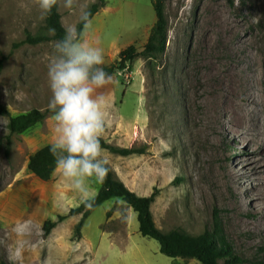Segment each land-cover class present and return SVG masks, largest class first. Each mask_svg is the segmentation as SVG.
<instances>
[{
    "label": "rangeland",
    "instance_id": "1",
    "mask_svg": "<svg viewBox=\"0 0 264 264\" xmlns=\"http://www.w3.org/2000/svg\"><path fill=\"white\" fill-rule=\"evenodd\" d=\"M154 1L79 0L87 11L95 3L105 4L85 35L90 45L102 49V66L115 63L130 45L144 51L157 21ZM164 4L169 21L166 52L157 58L140 56L132 71L111 75L112 82L97 93L105 98L103 138L143 151L121 156L105 149L110 168L139 195L159 189L152 211L162 231L180 229L198 235L212 227L217 213L228 241L245 259L242 264H264V230L257 228L264 214V137L253 133L245 140L234 122L228 121L229 129L220 125L218 131L208 119L207 99L213 96L215 78L207 76L211 67L204 62L202 47L211 39L212 19L229 20L231 31L226 36L232 45H243L240 53L247 59L248 71H264V0H164ZM59 11L65 27L78 29L79 7ZM45 25L46 18L32 0H0V59L5 58L0 67V104L12 116L35 108L49 111L47 65L57 40L24 43ZM213 35L212 56L220 62L233 58L230 48L222 47ZM261 84L264 95V80ZM51 116L12 135L8 151L9 117L0 115V261L200 264L163 254L157 240L141 234L137 212L121 199L96 208L80 237L75 228L81 215L68 217L47 235L48 220H57L82 203L59 173L45 181L29 170L30 156L55 139ZM261 126L264 130V121ZM228 170L235 173V182H226ZM100 186L93 185V196Z\"/></svg>",
    "mask_w": 264,
    "mask_h": 264
},
{
    "label": "trees",
    "instance_id": "2",
    "mask_svg": "<svg viewBox=\"0 0 264 264\" xmlns=\"http://www.w3.org/2000/svg\"><path fill=\"white\" fill-rule=\"evenodd\" d=\"M153 5L157 21L151 29L144 51L141 53L135 45H130L123 49L115 63L102 66L110 76L125 69L132 71L134 62L142 55L157 58L166 52L169 21L165 11L164 0H155ZM104 6V3L93 4L88 11L90 13V20ZM82 27L83 23L80 21L78 30ZM50 28L55 29L54 34L49 33ZM65 28L59 7L54 8L52 13L46 17V25L42 31L37 34L30 33L24 40V43L36 45L46 41L63 39ZM4 60V57L0 59V67H2ZM49 113H51L50 110L43 111L35 108L27 113L12 116L8 108L0 104V115L9 117L8 126L10 135L6 137L8 151L11 147L12 135L26 132L42 122ZM101 143L104 149L121 156H131L143 152L135 147L113 145L104 138H102ZM50 146L46 145L32 154L28 164L29 170L38 178L45 181L50 180L55 172V160L50 152ZM159 194V189L155 188L150 195H139L119 179L110 168L108 176L104 183L101 184L98 194L94 196V200L89 202L91 207L82 202L78 207L71 208L67 214L59 215L57 220H48L44 225V230L48 235L59 223L68 217L81 215V219L75 228V236L80 237L85 220L96 208L110 199H121L137 212L141 234L144 237L157 240L160 244L161 252L168 257L173 259H196L200 264H242L245 262L244 257L239 255L228 241L224 225L217 213L213 218L212 227H207L198 235L180 229H173L169 232L162 231L157 226L152 211V206ZM0 264H9V262L3 259L0 261Z\"/></svg>",
    "mask_w": 264,
    "mask_h": 264
},
{
    "label": "clouds",
    "instance_id": "3",
    "mask_svg": "<svg viewBox=\"0 0 264 264\" xmlns=\"http://www.w3.org/2000/svg\"><path fill=\"white\" fill-rule=\"evenodd\" d=\"M42 18L54 8H80L81 29L65 28L63 39L54 42V54L48 63L51 91L48 108L54 121L55 139L50 152L55 173L67 180L80 200L91 207L93 185L103 184L110 171V161L101 140L106 130L103 111L105 98L98 90L112 82L104 70L103 51L85 39L91 28L90 13L79 0H32ZM50 34L55 29H49Z\"/></svg>",
    "mask_w": 264,
    "mask_h": 264
},
{
    "label": "bare ground",
    "instance_id": "4",
    "mask_svg": "<svg viewBox=\"0 0 264 264\" xmlns=\"http://www.w3.org/2000/svg\"><path fill=\"white\" fill-rule=\"evenodd\" d=\"M219 14L220 12L217 15ZM222 16L225 18L224 15ZM220 18L221 17L215 16L212 19L213 22H212L211 39L209 41L203 42L202 44L205 54L204 62L205 64H208L211 67L207 76H211L215 78V82H212L213 85L211 84L213 96L207 99L208 100L207 107L209 113L208 119H210L211 123L214 126L218 127V131L220 130L219 128L221 126L229 129L228 121H232V123L234 122V124H236L240 128V133L243 134V139L245 140L246 137H249L251 134L253 136V133L254 134L258 133V135L260 134V136L264 137V130H262V126H261L262 121H264L261 120L262 118L261 115L263 114L262 111L264 110L263 107L264 102L261 99L262 97L261 91H263V89L261 90L259 86V85L261 86L263 85L261 83L264 80V71L262 70L260 71L259 69H253L252 70L253 72H249L250 70L248 71L247 59L245 58V56H242V54L240 53V50H242L243 45L242 46L232 45L229 42V37L226 36L227 35L226 32L231 31L228 25L229 20L225 19L224 21L223 20L220 21L219 20ZM213 34H215L216 37L218 36V40H221L223 42L221 44L222 47L230 48L233 58H229L225 61L220 62L216 59V56L215 57L212 56L213 53L212 49L214 48V46L216 47L215 45L216 39L214 38ZM236 57L238 59H235ZM253 61H255V59ZM206 71L208 70L206 69ZM259 111L261 113L260 115H259ZM225 177H226V182L229 181L235 182L236 176L235 173H233V170H228L227 172H225ZM229 185L231 186L230 183H228L227 186ZM261 215L262 216H260L259 221H257L258 222L257 228H259L260 230H264V214Z\"/></svg>",
    "mask_w": 264,
    "mask_h": 264
}]
</instances>
